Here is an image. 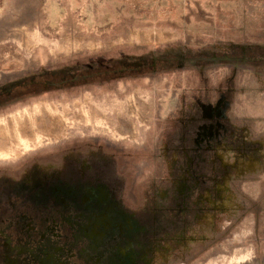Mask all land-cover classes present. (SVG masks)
Masks as SVG:
<instances>
[{
    "label": "rangeland",
    "instance_id": "obj_1",
    "mask_svg": "<svg viewBox=\"0 0 264 264\" xmlns=\"http://www.w3.org/2000/svg\"><path fill=\"white\" fill-rule=\"evenodd\" d=\"M0 140V264H264V0H0Z\"/></svg>",
    "mask_w": 264,
    "mask_h": 264
},
{
    "label": "bare ground",
    "instance_id": "obj_2",
    "mask_svg": "<svg viewBox=\"0 0 264 264\" xmlns=\"http://www.w3.org/2000/svg\"><path fill=\"white\" fill-rule=\"evenodd\" d=\"M92 1H93V0H92ZM109 2H110V1H108L107 3L110 4L111 2H110V3H109ZM98 4H99V2H98ZM110 32H111V31H110ZM108 33H109V32H108ZM120 34H122V33H120ZM61 46H62V45H61ZM52 55H54V53H53ZM71 55H72V54H71ZM71 55H70V56H71ZM4 145H5L4 142H3L2 140H0V149H1V147H3ZM171 264H173V263H171Z\"/></svg>",
    "mask_w": 264,
    "mask_h": 264
}]
</instances>
